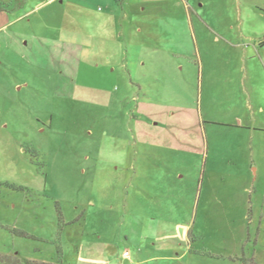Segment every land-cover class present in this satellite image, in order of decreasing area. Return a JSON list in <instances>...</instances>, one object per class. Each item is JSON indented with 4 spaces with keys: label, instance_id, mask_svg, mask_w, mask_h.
<instances>
[{
    "label": "rangeland",
    "instance_id": "rangeland-1",
    "mask_svg": "<svg viewBox=\"0 0 264 264\" xmlns=\"http://www.w3.org/2000/svg\"><path fill=\"white\" fill-rule=\"evenodd\" d=\"M46 1L0 0V254L264 264V83L239 0H132L117 44L98 23L121 3L72 0L52 26Z\"/></svg>",
    "mask_w": 264,
    "mask_h": 264
},
{
    "label": "crops",
    "instance_id": "crops-1",
    "mask_svg": "<svg viewBox=\"0 0 264 264\" xmlns=\"http://www.w3.org/2000/svg\"><path fill=\"white\" fill-rule=\"evenodd\" d=\"M163 2L166 0H144L147 5L158 4L159 2ZM177 1V0H175ZM173 1V2H175ZM236 1L238 6V18L236 23L237 27H230L231 30L234 31V34L242 37L243 39L253 38V45L245 44L244 47L247 52V56L244 58L245 67L248 73L250 72L253 79H260L264 83V0H244ZM66 2V4H65ZM72 0H47L46 2L39 4L37 7H43L45 10V20L47 24L52 26L61 25L66 18V5H70ZM116 2L121 3L117 4V8H121L124 10V14H121L120 18L116 16L115 11H109L107 14L103 15V17L99 20L102 23H98L99 25H103L104 30L102 34H100V38H103L110 43H119L120 40H127V34L125 33V21L128 20L131 15L127 10L130 7V3L132 0H116ZM4 14V11L2 12ZM120 19L122 32L118 30V22ZM131 20V19H130ZM134 24L139 25L136 28L137 32H143L144 19L142 16L136 18L134 20ZM158 23H154L153 26L150 24L147 25V35L153 37L155 31L159 32ZM210 27V31L212 33L218 32L221 27ZM215 28V29H214ZM101 32L100 26L97 29V32ZM225 31L224 29L222 32ZM221 32V33H222ZM89 35H97L95 33H90ZM95 37V36H92ZM243 48V47H242ZM121 50L120 52H122ZM259 85L253 83V91H255L259 95L264 94V88H259ZM264 108H260V111H263ZM239 123L242 124V120L238 119Z\"/></svg>",
    "mask_w": 264,
    "mask_h": 264
},
{
    "label": "trees",
    "instance_id": "trees-1",
    "mask_svg": "<svg viewBox=\"0 0 264 264\" xmlns=\"http://www.w3.org/2000/svg\"><path fill=\"white\" fill-rule=\"evenodd\" d=\"M15 232L18 233L22 237H25V238L30 237L25 232H21V231L20 232L15 231ZM0 264H53V263L46 262V261H39V260H31L27 258H21L19 255L10 256V255L0 254Z\"/></svg>",
    "mask_w": 264,
    "mask_h": 264
},
{
    "label": "built area",
    "instance_id": "built-area-1",
    "mask_svg": "<svg viewBox=\"0 0 264 264\" xmlns=\"http://www.w3.org/2000/svg\"><path fill=\"white\" fill-rule=\"evenodd\" d=\"M51 1H53V0H51Z\"/></svg>",
    "mask_w": 264,
    "mask_h": 264
}]
</instances>
